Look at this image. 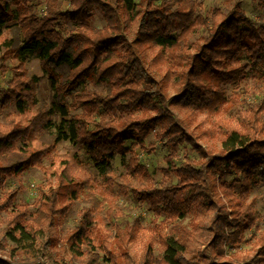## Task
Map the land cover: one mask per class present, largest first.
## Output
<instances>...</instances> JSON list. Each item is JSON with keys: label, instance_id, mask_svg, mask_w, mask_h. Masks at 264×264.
<instances>
[{"label": "trees", "instance_id": "obj_1", "mask_svg": "<svg viewBox=\"0 0 264 264\" xmlns=\"http://www.w3.org/2000/svg\"><path fill=\"white\" fill-rule=\"evenodd\" d=\"M39 1L0 0V70L8 72L10 55L18 62L17 75L0 88L1 107L17 108L0 118V188L40 166L61 140L92 164L73 150L54 161L36 210L15 205L16 191L0 199V264H57L59 258L99 264L96 250L109 264H264V234L251 251L238 250L262 220L250 197L261 170L264 177V97L235 120L221 119L243 106L227 87L264 67V23L239 6L201 15L196 0H69L66 11L62 0H45L43 12ZM96 13L103 28H93ZM30 57L47 74L51 103L39 98L41 79L28 77ZM172 108L185 110L190 122L205 120L188 131ZM154 133L169 152L161 172L178 184L156 188L147 166L128 158V142L150 150ZM203 140L221 149H205ZM182 145L202 159L179 167ZM118 158L125 169L119 176ZM229 175L235 178L228 181ZM119 194L146 202L173 224L160 237V259L151 242L141 258L132 253L138 222L116 228L113 243L97 242L102 213L118 212ZM79 200L88 207L60 238L59 218L69 210L62 203ZM187 217V226L177 223Z\"/></svg>", "mask_w": 264, "mask_h": 264}, {"label": "rangeland", "instance_id": "obj_2", "mask_svg": "<svg viewBox=\"0 0 264 264\" xmlns=\"http://www.w3.org/2000/svg\"><path fill=\"white\" fill-rule=\"evenodd\" d=\"M138 1L139 0H137V2ZM196 1L198 4V13L204 16H210L216 9H221L224 13H229L239 6L245 11L249 18L255 22L264 23V6L260 5L258 0ZM39 4H41V6H39V10L43 12L45 10V0H40ZM61 5L63 11L70 8L69 0H62ZM92 25L94 29H100L106 25L100 13H96V17ZM4 61L5 66L9 68V70L6 73L0 70V88L5 87L7 82L12 80L17 75L14 69L18 66V62L14 59V56L10 55ZM25 66L28 77L37 76L41 79L39 91L40 100L51 103L53 100V92L50 88L47 74L41 69L40 61L35 57H30ZM92 89L99 90V88L95 87H92ZM227 92L230 97L234 94L239 95L243 105L242 107L235 108L230 114H225L221 117V119L225 121H233L239 117V110H247L250 106L259 103L263 99L264 67L253 69L241 85L228 86ZM171 93L174 94V91H171ZM171 110L188 131L195 130L201 121L205 120V117H202L196 122H190L187 118L189 114L185 110L178 108H172ZM16 111L17 108L15 105L8 108H2L0 105L1 120L4 121L7 114H13ZM219 118L220 116L214 118L213 120L216 122ZM146 144L150 150L142 149L139 145L131 141L128 142L127 147L130 149L128 158L135 156L147 166L152 174L153 184L156 188H165L178 184L179 179L176 176L167 178L161 172L167 168L166 157L169 155V152L163 147L155 133L149 137ZM200 144L203 148L212 149L215 152L221 149V145L213 141L203 140ZM68 150L78 152L86 163L92 164L90 158L84 151L72 146L70 141L61 140L59 141L57 150L52 155L46 157L40 166L31 168L19 177H9L5 186L0 188V199H2L6 194L16 191L17 201L15 202V205H29L31 210H36L40 188L47 183L48 175L46 174V170L52 166L54 161L58 164L62 156H64ZM201 159L202 157L200 154H198V152L192 148L191 145H182L180 147L179 158L176 163L179 167H183L186 166L188 161H200ZM113 167L117 176L125 172L122 165V158L115 160L113 162ZM261 171L258 173L257 183L251 193L250 200H254L256 202V206L258 211L261 213L262 220L257 224V226L246 233V242L241 244L238 248V250L242 253L251 251L264 234V177ZM234 178V175H229L227 180L232 181ZM118 201L120 207L118 212L113 213L112 215L106 214L107 216L102 213L103 221H100V225L97 230L101 235L98 237L97 242L105 240L108 243H113L115 241L114 237L116 236V228L123 230L127 226H132L135 222H138L140 225L138 229L139 240L131 244L132 253L137 258H141L144 254L146 245L151 242L154 246V253L156 257L160 259L163 253V246L160 242V237L162 233L169 234L173 224H171L165 215H157L146 202L138 200L131 194L126 196L119 194ZM62 206H67L69 210L65 215H62L59 218L58 232L60 238L65 237L69 232L76 228L79 219L81 218L82 211L84 208L88 207V205L82 200L75 201L70 204L62 203ZM97 214L99 213L94 215V219L99 222ZM6 217L7 216L4 213L2 218L4 219ZM177 223L187 226L190 223V217H187L182 222L177 221ZM95 253L100 257L99 264H109L107 262V254L100 250H96ZM67 258H72V256L69 255ZM58 260L60 263L57 264H66L71 262L70 259L61 261V258H59ZM80 261L83 262V259L74 261V263L82 264Z\"/></svg>", "mask_w": 264, "mask_h": 264}]
</instances>
